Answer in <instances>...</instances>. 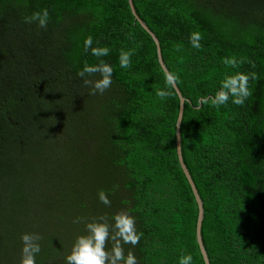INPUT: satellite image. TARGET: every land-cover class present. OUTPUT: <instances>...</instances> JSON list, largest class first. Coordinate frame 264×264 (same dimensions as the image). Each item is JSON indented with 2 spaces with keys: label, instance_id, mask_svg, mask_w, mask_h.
I'll return each mask as SVG.
<instances>
[{
  "label": "trees",
  "instance_id": "1",
  "mask_svg": "<svg viewBox=\"0 0 264 264\" xmlns=\"http://www.w3.org/2000/svg\"><path fill=\"white\" fill-rule=\"evenodd\" d=\"M180 75V145L203 207L210 264H264V0H133ZM47 8L46 29L28 23ZM199 32L202 47L189 35ZM108 46L113 84L91 95L77 72ZM121 49L132 66L119 67ZM245 62L227 68L225 57ZM156 45L128 0H0V264H19L20 235L42 237L36 264H64L81 216L127 211L142 232L138 264H205L198 203L176 152L179 96L164 87ZM254 73L243 106L199 104L233 71ZM98 78V74L92 77ZM199 105L198 109L197 106ZM79 169V170H78ZM78 179L81 188L78 192ZM109 193L111 206L98 200ZM108 247H111L109 243Z\"/></svg>",
  "mask_w": 264,
  "mask_h": 264
},
{
  "label": "clouds",
  "instance_id": "2",
  "mask_svg": "<svg viewBox=\"0 0 264 264\" xmlns=\"http://www.w3.org/2000/svg\"><path fill=\"white\" fill-rule=\"evenodd\" d=\"M50 14L47 8L32 13L28 23H36L40 28L46 29L49 23ZM202 36L199 32H192L189 35V43L192 48L200 49ZM85 52H90L98 58L95 64L85 63L77 72L83 83L89 89L91 95H103L113 84V65L99 59L109 56L111 49L108 46H93V37L88 36L83 42ZM132 49H121L119 53V67L129 69L132 66ZM244 59L235 56L225 57L224 65L229 69H238ZM164 87L157 89L156 95L161 99H167L174 94L175 89L181 82L180 75L176 71L162 68ZM98 74V78L89 77ZM255 78L254 73L233 71L225 74L219 81L214 94L200 98L199 104H207L213 108H220L231 102L234 105L243 106L251 95L249 81ZM199 105L197 106L198 109ZM178 124V122H177ZM98 200L105 206H111L109 193L100 190L97 193ZM73 223L84 224V231L77 235L64 257V264H138V259L133 251L125 252V245L135 247L139 244L142 232L137 230L136 218L127 211L117 212L107 216H99L93 219H86L78 216ZM42 237L36 232H24L20 235L21 255L19 264H36L37 255L41 252ZM111 244L109 248L108 245ZM177 264H193V255L185 252L178 257Z\"/></svg>",
  "mask_w": 264,
  "mask_h": 264
},
{
  "label": "water",
  "instance_id": "3",
  "mask_svg": "<svg viewBox=\"0 0 264 264\" xmlns=\"http://www.w3.org/2000/svg\"><path fill=\"white\" fill-rule=\"evenodd\" d=\"M130 9L132 14L134 15L135 19L138 21V23L142 26V28L152 37L155 45H156V49H157V56H158V61L159 64L161 66V68H166L163 59H162V54H161V50H160V46H159V40L158 38L155 36V34L150 30V28L146 25V23L137 15L134 4H133V0H128ZM176 93L179 96V113H178V117H177V121H176V152H177V156H178V160L180 163V166L182 168V171L184 172L191 188L192 191L194 193L195 199L198 203V217H197V226H196V241L200 250V253L202 255V258L204 260L205 264H210L209 263V259H208V255L206 253L205 247L203 245L202 242V237H201V222L203 219V207H202V202L200 199V196L198 195V192L196 190L195 184L193 183V180L185 166V163L183 161V157H182V152H181V145H180V132H179V127L181 124V119H182V114H183V105H184V98L180 92V90L178 89V87L175 89ZM178 122V124H177Z\"/></svg>",
  "mask_w": 264,
  "mask_h": 264
},
{
  "label": "rangeland",
  "instance_id": "4",
  "mask_svg": "<svg viewBox=\"0 0 264 264\" xmlns=\"http://www.w3.org/2000/svg\"><path fill=\"white\" fill-rule=\"evenodd\" d=\"M78 170H79V169H78ZM77 183H78V186H79V188H78V192H79V191H80V188H81L80 179H78Z\"/></svg>",
  "mask_w": 264,
  "mask_h": 264
}]
</instances>
